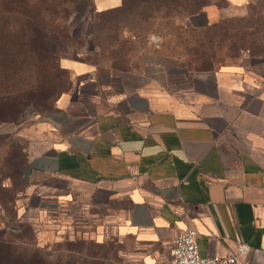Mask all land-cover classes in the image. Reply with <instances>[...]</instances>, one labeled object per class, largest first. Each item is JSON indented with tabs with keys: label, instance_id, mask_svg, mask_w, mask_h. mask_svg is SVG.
<instances>
[{
	"label": "crops",
	"instance_id": "1",
	"mask_svg": "<svg viewBox=\"0 0 264 264\" xmlns=\"http://www.w3.org/2000/svg\"><path fill=\"white\" fill-rule=\"evenodd\" d=\"M217 1L203 8L206 24L255 0ZM59 66L67 89L22 128L14 210L37 246L77 230L98 244L114 240L126 264H174L173 238L192 228L201 256L243 243L251 250L242 261L264 264L263 82L241 65L197 74L155 67L134 82L98 74L74 50ZM10 224L0 219V229Z\"/></svg>",
	"mask_w": 264,
	"mask_h": 264
},
{
	"label": "rangeland",
	"instance_id": "2",
	"mask_svg": "<svg viewBox=\"0 0 264 264\" xmlns=\"http://www.w3.org/2000/svg\"><path fill=\"white\" fill-rule=\"evenodd\" d=\"M182 1L181 4L194 3L196 9H201L200 14H172L167 18L153 13L150 20L143 23L137 22L131 15H124L123 20L115 12L99 15L95 11V0H76L65 22L63 38L45 34L32 44L33 51L25 47L22 55L25 63L20 73L23 84L20 86L32 88L34 95L44 94V99H49L47 107H51L56 95L69 84L68 74L58 68L59 57L68 50H74L81 58L93 63L102 76L117 75L134 82L143 80L155 67L197 74L220 66L241 65L248 75L264 83V0H256L209 26L202 10L207 3L216 0ZM127 3L144 8L142 0H127ZM131 28L135 29L130 33L127 29ZM110 37L117 43L109 45ZM36 50L49 52L46 62L49 68L44 77L39 76V66H36L40 56ZM32 53L39 55L32 58ZM45 86L51 87L49 98H46L49 94L45 92ZM30 106L35 109L30 104L24 108ZM34 118L16 123L0 122V176L14 177L16 166L24 162L22 128ZM13 184L14 190L21 187L19 179ZM8 214L12 216L11 207H8ZM9 216L0 212L2 221L10 219ZM53 231V227L48 228V232ZM77 232L75 230L73 238L76 241L59 246L53 245L56 241H52L40 249L54 254L52 264H126L114 240L98 245L80 237ZM12 235H20L17 243H23L26 248L24 254V246L17 245L20 254H16L17 259L12 264H35V259L31 257V252L36 249L33 233L22 226ZM25 256V259L22 258Z\"/></svg>",
	"mask_w": 264,
	"mask_h": 264
},
{
	"label": "trees",
	"instance_id": "3",
	"mask_svg": "<svg viewBox=\"0 0 264 264\" xmlns=\"http://www.w3.org/2000/svg\"><path fill=\"white\" fill-rule=\"evenodd\" d=\"M75 1L76 0H0V122H21L22 115L27 108L32 109L35 114H45L47 111L49 112L53 109L56 98L67 89L61 90L54 98L51 107L48 108L46 102L49 99H44V94L34 95L31 91L32 88L23 87V89L20 86L21 83L23 84L20 73L25 63L22 58L25 47H29L31 48L29 51H33L32 44L45 34L59 38L65 36V22L70 15L71 6ZM182 2V0H142L141 4H144L143 8L138 4H132L130 6L127 0H122V4L119 7L96 13L102 15L108 12H115L121 15L123 20L124 15H131L137 22L143 23L150 20L152 15H154L153 13L160 14L162 17L167 18L173 15L195 16L200 14L201 9H196L194 3L181 4ZM253 2H249L247 6L251 5ZM211 3H215L219 6L223 4L217 0ZM208 4L210 3L206 5ZM192 7H194V9ZM214 24L215 23L207 25ZM134 29L135 28H131L130 30L127 29V31L131 33ZM180 29H183V27L180 26ZM116 43V39H112V37L109 38V45H114ZM36 51L40 54L36 65L39 66V76L44 77L49 68L48 64H46L49 59V52L47 50H44L42 53L38 50ZM39 54L34 56L32 53V58L37 57ZM58 68L67 73L66 70L59 66V61ZM45 87L47 88L44 89L45 92L49 94L46 98H49L51 96V92L49 91L51 87ZM29 104L34 106L35 109L31 106L24 108ZM24 164L25 156L24 162L16 166L13 172L14 177L10 175L0 176V207L8 216V207L12 209V216H9L10 219H7L11 224L8 226L4 225L0 229V264H12V261L14 262V260L17 259L16 254H20V250L17 246L18 244L24 246L23 251L25 254V245L23 243H17L20 235H12L14 231L19 230L22 226L33 233L36 249L31 252V257L35 259V264H52L51 257H53L54 254L52 252L47 253L40 249L41 247L37 246L35 231L30 224L19 222L15 217L14 201L17 193L22 189V171ZM16 179H19L21 183V187L18 190L12 188V185H14L13 182ZM72 241L76 240H69L66 238L62 241L54 242L53 245L59 246L64 242ZM22 258L25 259L26 256ZM58 264H60V262H58Z\"/></svg>",
	"mask_w": 264,
	"mask_h": 264
},
{
	"label": "built area",
	"instance_id": "4",
	"mask_svg": "<svg viewBox=\"0 0 264 264\" xmlns=\"http://www.w3.org/2000/svg\"><path fill=\"white\" fill-rule=\"evenodd\" d=\"M39 117L38 114L28 108L22 115V120ZM250 247L238 243L235 249L213 256H201L197 243V232L192 228L182 229L173 238L171 254L174 264H245L242 256L250 252Z\"/></svg>",
	"mask_w": 264,
	"mask_h": 264
}]
</instances>
